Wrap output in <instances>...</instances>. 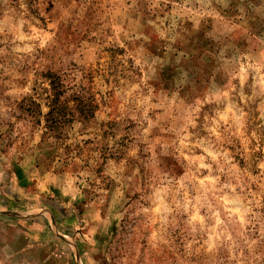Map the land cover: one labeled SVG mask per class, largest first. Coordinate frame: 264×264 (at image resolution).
I'll return each mask as SVG.
<instances>
[{
  "label": "rangeland",
  "instance_id": "obj_1",
  "mask_svg": "<svg viewBox=\"0 0 264 264\" xmlns=\"http://www.w3.org/2000/svg\"><path fill=\"white\" fill-rule=\"evenodd\" d=\"M0 29V264H264V0H0Z\"/></svg>",
  "mask_w": 264,
  "mask_h": 264
},
{
  "label": "clouds",
  "instance_id": "obj_2",
  "mask_svg": "<svg viewBox=\"0 0 264 264\" xmlns=\"http://www.w3.org/2000/svg\"><path fill=\"white\" fill-rule=\"evenodd\" d=\"M3 30L0 29V32H2ZM18 39H20V37H17ZM27 39H32V37H27ZM0 43H3V41H0ZM13 43H15V41H13ZM39 45H34L33 47H38ZM21 50H28L31 51V49H20L19 47H17L16 49H14V51H21ZM4 49H0V53H3ZM70 59L76 60L77 64H81L82 62L79 61L77 59V56L73 55L71 57H69ZM137 64H139V60H137ZM74 74H76L78 76L79 79V75L77 72H74ZM117 95H119V93H117ZM226 95V93H225ZM230 111V109H229ZM225 117L222 116L220 117V119H224ZM217 124H219V121L216 122ZM196 147H200V145H196ZM205 151H207V149H205ZM208 155L212 157V159L215 161L216 157L211 153L208 152ZM225 156H227V152L224 153ZM196 159H203L202 157L196 158ZM201 168H209L210 169V165H206L204 163L200 164ZM220 171H223V169H220ZM81 175H85V174H81ZM136 173H133V177L135 178ZM85 178L87 179V176L85 175ZM203 183V182H202ZM216 184H220V177L217 176L216 180H215ZM239 185H237L238 187ZM84 187H88L87 184L84 185ZM226 189H231V192L226 193L225 190ZM82 190V189H81ZM75 191V190H74ZM160 191H163V189H160ZM68 193H65V195H67ZM213 195L217 196V199L214 201V203L219 206V207H223V205L220 203V201H224V203L226 204H231L236 206V210L239 211L240 207H243L242 202H241V197L239 195H237L235 193V188L230 184V183H225V184H220V186L218 188H215V190L213 191ZM72 199L75 200L76 199V195L72 196ZM245 211H247V209H245ZM188 223H191V221H189Z\"/></svg>",
  "mask_w": 264,
  "mask_h": 264
}]
</instances>
